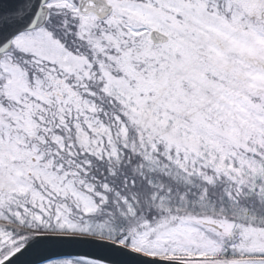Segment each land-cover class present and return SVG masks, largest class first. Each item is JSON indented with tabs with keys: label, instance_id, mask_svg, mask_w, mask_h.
<instances>
[{
	"label": "snow or ice",
	"instance_id": "obj_1",
	"mask_svg": "<svg viewBox=\"0 0 264 264\" xmlns=\"http://www.w3.org/2000/svg\"><path fill=\"white\" fill-rule=\"evenodd\" d=\"M264 264V0H0V264Z\"/></svg>",
	"mask_w": 264,
	"mask_h": 264
},
{
	"label": "water",
	"instance_id": "obj_2",
	"mask_svg": "<svg viewBox=\"0 0 264 264\" xmlns=\"http://www.w3.org/2000/svg\"><path fill=\"white\" fill-rule=\"evenodd\" d=\"M28 259V257H22L21 262H18V264H27Z\"/></svg>",
	"mask_w": 264,
	"mask_h": 264
}]
</instances>
